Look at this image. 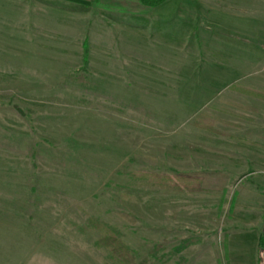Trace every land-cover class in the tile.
<instances>
[{
  "label": "rangeland",
  "instance_id": "rangeland-1",
  "mask_svg": "<svg viewBox=\"0 0 264 264\" xmlns=\"http://www.w3.org/2000/svg\"><path fill=\"white\" fill-rule=\"evenodd\" d=\"M263 218L264 0H0V264H264Z\"/></svg>",
  "mask_w": 264,
  "mask_h": 264
},
{
  "label": "trees",
  "instance_id": "trees-1",
  "mask_svg": "<svg viewBox=\"0 0 264 264\" xmlns=\"http://www.w3.org/2000/svg\"><path fill=\"white\" fill-rule=\"evenodd\" d=\"M98 0H93V3H97ZM140 3L146 7L156 8L160 5L164 4L167 0H139ZM138 179H146L147 183H158L160 186L166 185L168 187L183 184L185 185L191 176L189 174H181V173H174V175H164V174H156L153 172H146V173H138L136 176ZM194 178V177H193ZM193 180V179H192ZM194 181H198L194 179ZM91 222V220H89ZM96 228L101 234V243L104 246H109V250L112 251L114 254L121 255L122 253V246L119 245L116 237L113 235L115 231L110 228L109 226L105 225L104 223H99L94 221ZM193 242L185 241L181 245V250L190 246ZM259 250L264 253V236L260 238L258 243ZM161 247L157 246L156 251H160ZM185 260H181L178 264H184Z\"/></svg>",
  "mask_w": 264,
  "mask_h": 264
},
{
  "label": "crops",
  "instance_id": "crops-1",
  "mask_svg": "<svg viewBox=\"0 0 264 264\" xmlns=\"http://www.w3.org/2000/svg\"><path fill=\"white\" fill-rule=\"evenodd\" d=\"M70 4L88 5L93 0H61ZM104 11L112 14H120L134 17H143L151 8L140 3L139 0H98L96 3Z\"/></svg>",
  "mask_w": 264,
  "mask_h": 264
},
{
  "label": "water",
  "instance_id": "water-1",
  "mask_svg": "<svg viewBox=\"0 0 264 264\" xmlns=\"http://www.w3.org/2000/svg\"><path fill=\"white\" fill-rule=\"evenodd\" d=\"M264 219V218H263ZM263 232H264V225H263Z\"/></svg>",
  "mask_w": 264,
  "mask_h": 264
}]
</instances>
